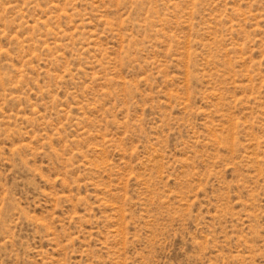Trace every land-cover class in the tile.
<instances>
[{"label": "rangeland", "instance_id": "1", "mask_svg": "<svg viewBox=\"0 0 264 264\" xmlns=\"http://www.w3.org/2000/svg\"><path fill=\"white\" fill-rule=\"evenodd\" d=\"M0 264H264V0H0Z\"/></svg>", "mask_w": 264, "mask_h": 264}]
</instances>
